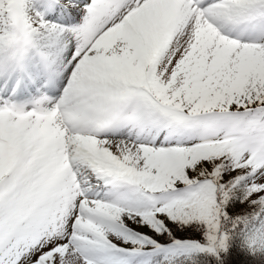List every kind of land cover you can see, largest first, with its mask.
<instances>
[{"label":"snow or ice","instance_id":"6c2138e0","mask_svg":"<svg viewBox=\"0 0 264 264\" xmlns=\"http://www.w3.org/2000/svg\"><path fill=\"white\" fill-rule=\"evenodd\" d=\"M0 264H264V0H0Z\"/></svg>","mask_w":264,"mask_h":264}]
</instances>
